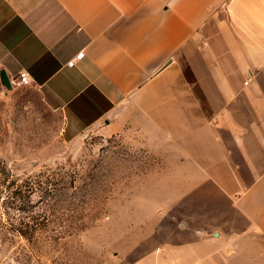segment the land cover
<instances>
[{
  "label": "crops",
  "instance_id": "obj_1",
  "mask_svg": "<svg viewBox=\"0 0 264 264\" xmlns=\"http://www.w3.org/2000/svg\"><path fill=\"white\" fill-rule=\"evenodd\" d=\"M0 69L139 138L170 195L138 264H264V0H0Z\"/></svg>",
  "mask_w": 264,
  "mask_h": 264
},
{
  "label": "rangeland",
  "instance_id": "obj_2",
  "mask_svg": "<svg viewBox=\"0 0 264 264\" xmlns=\"http://www.w3.org/2000/svg\"><path fill=\"white\" fill-rule=\"evenodd\" d=\"M11 85L0 81V264H138L154 252L146 219L170 191L154 188L139 138L91 127L68 139L37 89Z\"/></svg>",
  "mask_w": 264,
  "mask_h": 264
},
{
  "label": "built area",
  "instance_id": "obj_3",
  "mask_svg": "<svg viewBox=\"0 0 264 264\" xmlns=\"http://www.w3.org/2000/svg\"><path fill=\"white\" fill-rule=\"evenodd\" d=\"M83 55H84V52L79 51L71 59H69L66 62V65L67 66L75 65L76 61L80 60L83 57ZM16 80L18 81V84H20V85H29L30 84V78H29L28 73L26 71L19 72Z\"/></svg>",
  "mask_w": 264,
  "mask_h": 264
},
{
  "label": "water",
  "instance_id": "obj_4",
  "mask_svg": "<svg viewBox=\"0 0 264 264\" xmlns=\"http://www.w3.org/2000/svg\"><path fill=\"white\" fill-rule=\"evenodd\" d=\"M0 81L6 88H11V80L3 69L0 70Z\"/></svg>",
  "mask_w": 264,
  "mask_h": 264
},
{
  "label": "trees",
  "instance_id": "obj_5",
  "mask_svg": "<svg viewBox=\"0 0 264 264\" xmlns=\"http://www.w3.org/2000/svg\"><path fill=\"white\" fill-rule=\"evenodd\" d=\"M66 138H68V139H69V137H68V136H66Z\"/></svg>",
  "mask_w": 264,
  "mask_h": 264
}]
</instances>
